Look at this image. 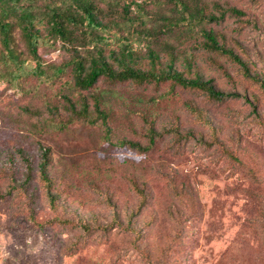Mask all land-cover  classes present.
<instances>
[{"label": "rangeland", "instance_id": "obj_1", "mask_svg": "<svg viewBox=\"0 0 264 264\" xmlns=\"http://www.w3.org/2000/svg\"><path fill=\"white\" fill-rule=\"evenodd\" d=\"M143 1L151 28L174 15L165 0ZM198 2L217 19L193 32L174 27L152 49L164 61L174 49L177 70L210 82L223 99L170 81L102 78L79 91L71 67L55 76L70 56L46 27L39 47L45 76L13 78L1 68L0 264H264V0ZM201 29L258 79L208 50ZM122 34L146 56L147 43ZM14 40L34 64L18 30ZM110 42L108 50L118 49ZM94 95L109 115L111 142L101 124L67 109L68 99L93 110ZM150 123L157 131L151 150L116 146L148 145ZM44 149L50 190L40 172Z\"/></svg>", "mask_w": 264, "mask_h": 264}, {"label": "trees", "instance_id": "obj_2", "mask_svg": "<svg viewBox=\"0 0 264 264\" xmlns=\"http://www.w3.org/2000/svg\"><path fill=\"white\" fill-rule=\"evenodd\" d=\"M105 4L107 10L100 5ZM172 6L173 17L164 16L159 28H151L153 16L146 12L144 1L122 4L120 0H0V77L1 68L13 78L46 75L42 59L39 55L40 40L43 39L41 27H46L48 35L69 54L67 65L54 69L55 76L64 74L71 67L74 86L79 91H90L104 78L110 82L132 81L138 84L170 81L185 89L205 91L215 99H223L224 94L214 89L210 82L199 77L188 78L176 68L174 49L167 48V59L152 49V42L159 34L171 31L174 27H183L193 32L204 22H213L217 18L206 14V8L198 0H165ZM121 11H116V7ZM132 7L135 10L132 11ZM233 12L238 13L236 10ZM19 31L26 44L29 56L34 64L29 65L15 48L14 32ZM127 36L136 34L138 40L147 43L146 56L141 53ZM206 42L204 46L213 52L228 56L237 63L245 77L257 80L252 76L248 65L233 50L220 44L216 36L201 29ZM112 39L118 42V49L108 50ZM147 61L148 67H143ZM93 110L85 100L78 109L71 100L68 111L71 115L89 125L101 124L105 129V140L111 142L109 115L103 108L99 95H94ZM153 123L148 128V145L122 141L119 147H130L146 152L152 149L157 131ZM26 163L27 176L32 174V163L23 157ZM48 153L44 149L40 165L41 178L50 190L51 183L47 176ZM49 200L53 205V197L49 191Z\"/></svg>", "mask_w": 264, "mask_h": 264}]
</instances>
